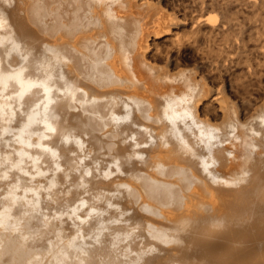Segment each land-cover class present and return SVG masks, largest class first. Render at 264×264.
Masks as SVG:
<instances>
[{
  "label": "bare ground",
  "instance_id": "obj_1",
  "mask_svg": "<svg viewBox=\"0 0 264 264\" xmlns=\"http://www.w3.org/2000/svg\"><path fill=\"white\" fill-rule=\"evenodd\" d=\"M200 4L0 0V264H264V101L231 96L230 13L264 0Z\"/></svg>",
  "mask_w": 264,
  "mask_h": 264
},
{
  "label": "rangeland",
  "instance_id": "obj_2",
  "mask_svg": "<svg viewBox=\"0 0 264 264\" xmlns=\"http://www.w3.org/2000/svg\"><path fill=\"white\" fill-rule=\"evenodd\" d=\"M200 1H198V0H167L168 3H170L172 5H175V8L177 7V9L181 13H185L186 12L188 14H190L191 12L192 13H196V14L197 13H203V11L199 10V9H201V4L199 5V8H198V5H197L198 2L200 3ZM195 10L196 11L198 10V11L195 12ZM230 13H231L232 19H233L232 23H233V25L235 24L233 26L234 31L235 30L239 31V28H241V26H242V28L245 27L244 29L246 31V35L248 36L247 38H248V44H249L248 47H246L245 51L248 50V48L250 50V51L248 50V52L244 51L245 53L243 52L244 54L243 53L241 54L243 64H242L241 67L239 66V68L237 69L238 72L236 71L235 74L232 75V79L234 78L233 82L235 81V83H233L234 84V87H233V90H232L233 94L231 96L234 99L233 101H238L237 103H238L239 106L242 103L241 99L242 100H244V99L245 100H247V99L251 100L252 99V102L254 101V103H256L255 105L257 106V105L263 103V101H264V59H263L264 58V56H263L264 53H262V52H264V42H263L264 41V35H262V33H264V14H259L258 12H252V13L251 12H246L245 13L244 10L241 9V6L232 7ZM239 16L240 17L242 16L241 19H240ZM242 18H243V20H242ZM234 19H237L236 21L238 23ZM244 21H247L248 25H247V22L243 23ZM242 23H243V25H242ZM244 24L247 25V27ZM249 25H250L251 28L249 27ZM169 34L172 35L171 33L164 32V33L158 34L157 36L150 37L151 46H150L148 52L151 53L150 54L151 56H154V58H158L159 57L158 59L162 60L163 56L166 55V52H168L169 49L172 50L173 48H176L175 43L173 42V40L175 39L174 38L175 36L174 37L173 36H169ZM166 36L168 37V39H167ZM204 43H205V41L203 42L201 47H203V46L205 47ZM184 46H186V45H184ZM194 50H195V52H194ZM237 52H238V50L234 51L235 54H238ZM183 57H185V60L188 61V63H189L188 67H191V68L195 67L196 65L203 66L204 64H207V61H208V60H206L208 58L207 55L203 54L202 51H200V49H198V48L197 49H193V48H190V47L187 48V51L184 53ZM246 60H248V61H246ZM203 62H205V63H203ZM204 67H206V69H207L208 66L204 65ZM248 68H249V70H248ZM254 75H256V76H254ZM256 79H257V81H256ZM259 79L260 80L262 79V80L259 81ZM210 81H212V82L215 81L213 83L217 84L216 78L212 77L210 79ZM243 89H244V91H243ZM234 91H236V93ZM261 92H262V94H261ZM259 94H260V96H259ZM253 98H255V99L253 100ZM215 106L216 105H213V103H211V101H210V104L208 103V104L205 105L206 109H208V111L211 112V113H213L217 109V108L215 109Z\"/></svg>",
  "mask_w": 264,
  "mask_h": 264
}]
</instances>
